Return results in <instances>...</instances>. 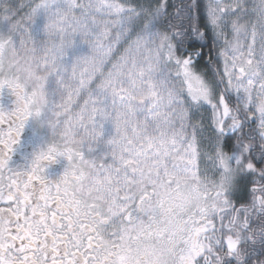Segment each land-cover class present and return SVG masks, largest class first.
Returning a JSON list of instances; mask_svg holds the SVG:
<instances>
[{"label": "snow or ice", "instance_id": "1", "mask_svg": "<svg viewBox=\"0 0 264 264\" xmlns=\"http://www.w3.org/2000/svg\"><path fill=\"white\" fill-rule=\"evenodd\" d=\"M0 264H264V0H0Z\"/></svg>", "mask_w": 264, "mask_h": 264}]
</instances>
